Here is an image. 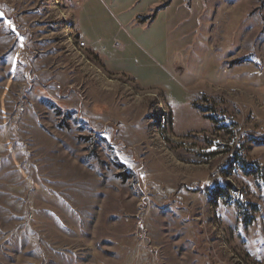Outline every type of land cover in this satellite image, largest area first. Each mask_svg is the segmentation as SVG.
Listing matches in <instances>:
<instances>
[{
    "label": "rangeland",
    "instance_id": "rangeland-1",
    "mask_svg": "<svg viewBox=\"0 0 264 264\" xmlns=\"http://www.w3.org/2000/svg\"><path fill=\"white\" fill-rule=\"evenodd\" d=\"M88 1L0 0V264H264V0Z\"/></svg>",
    "mask_w": 264,
    "mask_h": 264
},
{
    "label": "crops",
    "instance_id": "crops-1",
    "mask_svg": "<svg viewBox=\"0 0 264 264\" xmlns=\"http://www.w3.org/2000/svg\"><path fill=\"white\" fill-rule=\"evenodd\" d=\"M93 1H99V0H89L87 3H90V2H93ZM133 1L141 2V0H133ZM145 1L147 2V0H145ZM153 1H154V2H153L154 5H152V3L149 4V5H148V6H149L148 10L151 9L152 6L155 8V6L161 4L163 0H153ZM141 12H144V10H142ZM137 13H138V12H137Z\"/></svg>",
    "mask_w": 264,
    "mask_h": 264
},
{
    "label": "snow or ice",
    "instance_id": "snow-or-ice-1",
    "mask_svg": "<svg viewBox=\"0 0 264 264\" xmlns=\"http://www.w3.org/2000/svg\"><path fill=\"white\" fill-rule=\"evenodd\" d=\"M3 14L2 13H0V16H2Z\"/></svg>",
    "mask_w": 264,
    "mask_h": 264
},
{
    "label": "trees",
    "instance_id": "trees-1",
    "mask_svg": "<svg viewBox=\"0 0 264 264\" xmlns=\"http://www.w3.org/2000/svg\"><path fill=\"white\" fill-rule=\"evenodd\" d=\"M166 4H167V3H166ZM166 4H165V5H166ZM160 7H161V6H160ZM160 7H159V8H160Z\"/></svg>",
    "mask_w": 264,
    "mask_h": 264
}]
</instances>
